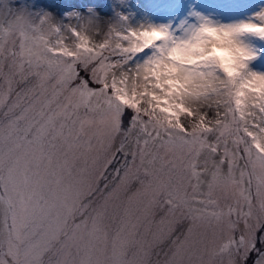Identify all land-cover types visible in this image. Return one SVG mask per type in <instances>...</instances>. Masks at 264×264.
Returning <instances> with one entry per match:
<instances>
[{
    "label": "snow or ice",
    "instance_id": "obj_1",
    "mask_svg": "<svg viewBox=\"0 0 264 264\" xmlns=\"http://www.w3.org/2000/svg\"><path fill=\"white\" fill-rule=\"evenodd\" d=\"M0 264H264V0H0Z\"/></svg>",
    "mask_w": 264,
    "mask_h": 264
},
{
    "label": "rangeland",
    "instance_id": "obj_2",
    "mask_svg": "<svg viewBox=\"0 0 264 264\" xmlns=\"http://www.w3.org/2000/svg\"><path fill=\"white\" fill-rule=\"evenodd\" d=\"M137 2V0H132V3L135 4Z\"/></svg>",
    "mask_w": 264,
    "mask_h": 264
}]
</instances>
